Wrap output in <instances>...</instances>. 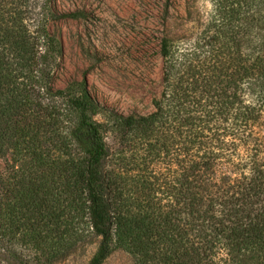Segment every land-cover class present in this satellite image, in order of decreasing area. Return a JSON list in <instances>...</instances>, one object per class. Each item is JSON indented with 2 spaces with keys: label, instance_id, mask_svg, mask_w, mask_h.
<instances>
[{
  "label": "trees",
  "instance_id": "16d2710c",
  "mask_svg": "<svg viewBox=\"0 0 264 264\" xmlns=\"http://www.w3.org/2000/svg\"><path fill=\"white\" fill-rule=\"evenodd\" d=\"M162 38L149 114L56 84L57 0H0V264L100 237L137 264H264V0H209ZM192 6V10L191 7Z\"/></svg>",
  "mask_w": 264,
  "mask_h": 264
},
{
  "label": "rangeland",
  "instance_id": "374dc122",
  "mask_svg": "<svg viewBox=\"0 0 264 264\" xmlns=\"http://www.w3.org/2000/svg\"><path fill=\"white\" fill-rule=\"evenodd\" d=\"M187 2L57 0L60 11H81L86 16L53 25L65 51L56 84L64 87L86 76L91 94L101 105L126 115L151 113L164 87L161 40L182 31L190 18ZM193 2L196 11L212 7L209 0H189ZM5 164L0 155V171ZM99 242L100 237H92L54 264H88ZM103 264L137 263L133 255L117 247Z\"/></svg>",
  "mask_w": 264,
  "mask_h": 264
}]
</instances>
